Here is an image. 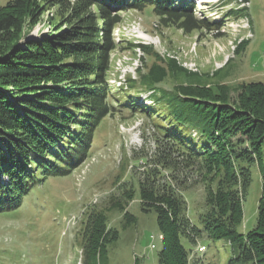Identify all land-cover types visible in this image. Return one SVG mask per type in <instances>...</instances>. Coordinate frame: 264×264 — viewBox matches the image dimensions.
I'll list each match as a JSON object with an SVG mask.
<instances>
[{
  "label": "trees",
  "instance_id": "trees-1",
  "mask_svg": "<svg viewBox=\"0 0 264 264\" xmlns=\"http://www.w3.org/2000/svg\"><path fill=\"white\" fill-rule=\"evenodd\" d=\"M124 1L10 0L0 7V212L19 208L37 182L67 176L89 157L97 129L115 114L108 74L111 53L117 49L113 32L123 20L122 12L148 9L163 27L185 33L219 32L222 25L213 19L197 20L193 0L187 5H179V0ZM53 9L50 33L22 43L43 13ZM238 10L228 16L243 12ZM246 42L238 44L236 54ZM142 48L155 60L147 73L139 71V84L129 78L130 87L154 90L168 78L175 82L170 90L150 95L155 108L145 110L163 121L155 125L163 143L157 141L153 185L140 181L138 193L126 187L120 197L110 198V206L88 210L84 264H108L111 247L119 239L108 211L122 212L125 226L134 224L136 217L125 210L123 201L137 194L142 210L157 214L164 235L159 264H191L182 239L197 244L204 235L229 242V264H264V191L256 227L240 231L255 164L264 182V83L240 84L232 99L229 85L183 83L178 75L198 74L174 58L162 59L149 46ZM181 164L183 171L197 176L195 183L203 185L206 210L199 217L201 228L187 215L188 187H178L187 180L180 181V176L188 177L175 172ZM166 171L177 183L163 182Z\"/></svg>",
  "mask_w": 264,
  "mask_h": 264
},
{
  "label": "rangeland",
  "instance_id": "rangeland-1",
  "mask_svg": "<svg viewBox=\"0 0 264 264\" xmlns=\"http://www.w3.org/2000/svg\"><path fill=\"white\" fill-rule=\"evenodd\" d=\"M9 1L0 0V7ZM190 1L179 0V5ZM193 4L197 20L208 18L221 22L219 32L202 29L185 33L176 27H163L148 9L131 7L122 12L123 20L116 27L117 49L111 53L108 74L115 114L102 121L89 157L79 167L67 176H50L37 182L19 208L0 212V264H84L83 230L88 210L110 206V198L120 197L126 187H135L138 193L140 181L153 185L154 158L158 155L159 142L163 143L155 125L163 121L145 110L155 108L150 95L154 92L159 95L162 89L170 90L175 82L168 78L158 83L155 91L137 85L139 71L147 73L155 58L144 49L130 47L129 43L139 42L136 36L146 39V44L162 59L174 58L178 65L198 74L178 75L177 80L183 83L226 84L231 87L232 99L237 98L240 84L264 83V0H193ZM237 9L243 12L228 16L229 11ZM54 11L43 13L41 21L30 29L22 43L27 38L48 35L55 21ZM241 41H247L245 48L236 54ZM129 78L137 82L135 88L130 87ZM131 101L139 106H130ZM262 156L264 166V143ZM177 170L182 172L183 165ZM183 172L188 177L181 175L180 181L187 180L183 184L179 182L178 187H188L184 192L187 215L201 228L199 217L206 210L203 185L194 182L196 175ZM164 173L163 182L177 183L171 180L169 171ZM263 187L261 169L255 164L244 201V220L240 227L243 233L257 225ZM123 202L136 222L125 226L122 212L108 211L110 226L119 231V239L109 252L108 264H159L163 241L157 214L142 210L138 194L133 200ZM182 243L189 251L191 264H229L233 255L227 240L213 241L206 235L197 244H191L186 238ZM152 244L156 248L152 249ZM202 245L206 251L199 253L197 249Z\"/></svg>",
  "mask_w": 264,
  "mask_h": 264
}]
</instances>
